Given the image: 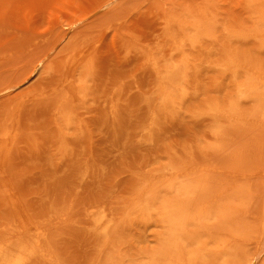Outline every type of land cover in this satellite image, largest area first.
Here are the masks:
<instances>
[{
  "label": "rangeland",
  "instance_id": "1",
  "mask_svg": "<svg viewBox=\"0 0 264 264\" xmlns=\"http://www.w3.org/2000/svg\"><path fill=\"white\" fill-rule=\"evenodd\" d=\"M250 1L0 0V264L38 242L18 264L151 262L174 224L133 208L148 196L194 197L162 264H264V0ZM69 79L76 96L56 95ZM163 85L179 89L166 108Z\"/></svg>",
  "mask_w": 264,
  "mask_h": 264
},
{
  "label": "bare ground",
  "instance_id": "2",
  "mask_svg": "<svg viewBox=\"0 0 264 264\" xmlns=\"http://www.w3.org/2000/svg\"><path fill=\"white\" fill-rule=\"evenodd\" d=\"M253 3H254V0H252V1H250V4L251 5H253ZM261 17H262V20H264V10L261 12ZM182 23V22H181ZM184 23V22H183ZM185 24V23H184ZM172 25V24H171ZM189 25V24H188ZM187 26V25H186ZM193 26V28H194V31L192 32V33H190V35L189 36H187V38H188V41L193 45V44H195V43H197L198 41H199V39L201 38V36H203V35H205V34H208V27H207V25L206 24H204L203 22H199V23H197V24H194V25H192ZM73 31H76V29L75 30H73ZM68 33H70V31L68 32ZM68 33H67V36H68ZM73 33V32H72ZM71 33V34H72ZM82 35L84 36V34L82 33ZM70 36V35H69ZM81 36V35H80ZM66 37V36H65ZM84 38V37H83ZM66 39H68V38H66ZM185 39H186V37H185ZM79 40H81V39H79ZM184 40V39H183ZM70 42H71V40H70ZM77 42H79V41H77ZM65 47V46H64ZM99 47V46H98ZM69 47H67V49H68ZM96 49H97V47H96ZM94 50V49H93ZM99 50V49H98ZM97 52V50L95 51V53ZM81 53V52H80ZM79 53V54H80ZM89 53V52H88ZM41 55V54H40ZM48 55H50V54H48ZM81 55L82 54H80V58H81ZM84 55V54H83ZM82 55V56H83ZM75 56V55H74ZM85 56V55H84ZM79 57V56H78ZM86 57H87V54H86ZM85 57V58H86ZM75 58H76V60H77V57L75 56ZM79 58V59H80ZM84 57H82L81 58V63H82V59H83ZM51 60V59H50ZM76 60H74V62L76 61ZM35 61H37V60H35ZM72 61H73V59H72ZM44 62V60H43V58H39V60L37 61V63L35 64L36 65V68H39L40 66H43L42 64H44L43 63ZM51 62V61H50ZM84 62V61H83ZM187 59L184 57V58H182V60L179 62V63H177V64H174L172 67H167V69H166V67H165V69H166V72L164 73V74H162L163 76L161 77V80H160V82L161 83H163V84H165V82L166 81H171L172 80V78H173V76L174 75H177L178 76V74L181 76L180 78L181 79H183L184 78V68H185V66L187 65ZM45 63H47V62H45ZM79 63H80V60H79ZM173 63V62H172ZM44 65H46V64H44ZM72 65V64H71ZM70 65V66H71ZM74 65V64H73ZM79 65V64H78ZM50 66H51V63H50ZM52 67V66H51ZM76 67V66H75ZM223 67L224 68H228V67H231L232 69L234 68V69H236L237 71H238V69H240L241 67H242V63L240 62V61H238V60H236L235 58H229L228 59V61H226L225 63L223 62ZM67 68H68V66H67ZM72 68H73V66H72ZM34 69V68H33ZM75 69H77V68H75ZM35 70H37V69H35ZM78 70V69H77ZM72 71V70H71ZM35 72V71H34ZM71 73V72H70ZM74 73V72H73ZM162 73V72H161ZM65 74V73H64ZM66 76H68V73L66 72ZM251 74V73H250ZM76 75V74H75ZM70 76H71V78H72V76L74 77V74L73 75H71L70 74ZM247 77V76H246ZM250 77V76H249ZM65 78V77H64ZM67 78V77H66ZM75 78H76V76H75ZM72 79H74V78H72ZM90 79V78H89ZM77 80V79H76ZM67 80H63L62 81V83L57 87V88H55L56 89V91H54L55 92V94L56 95H62V93L61 92H63L64 90H65V92H67L68 94H69V96H74L77 92H78V90L81 88L79 85L80 84H78L77 83V81L75 82V80H70L69 79V81L67 82V84L65 83H63V82H66ZM249 82V81H248ZM75 83V84H74ZM244 86V85H243ZM246 86V85H245ZM251 87V86H250ZM52 89V88H51ZM162 89V88H161ZM183 89V88H182ZM182 89H181V93L183 94L184 92L182 91ZM178 90L179 89H177V92L175 91V89H174V93H177L178 94ZM50 91V90H49ZM48 91V92H49ZM52 91V90H51ZM238 91H239V94L241 95V94H243V92H244V90L242 89V87H240L239 89H238ZM53 92V93H54ZM50 93L51 92H49V95H50ZM61 93V94H60ZM64 93V92H63ZM174 93H173V90L172 91H169L168 89H166V87H165V85H163V91H162V93H161V97H160V101H161V106H163V108H166V107H168L169 105H171V104H175V100H176V98H175V95H174ZM66 94V93H65ZM249 94V93H248ZM55 96V95H54ZM66 96V95H65ZM76 96V95H75ZM59 102H60V104H59V108L61 109V111L62 110H64V109H66L65 108V104L66 103H68L65 99H63V98H60V100H59ZM230 106H232V104L230 105ZM260 107H262V106H260ZM230 108V107H229ZM67 110V109H66ZM211 110V112H213V113H217V112H219V109H217V108H211L210 109ZM60 111V112H61ZM65 111V110H64ZM72 112V111H71ZM62 113H63V111H62ZM227 113V114H226ZM64 114V113H63ZM219 114V113H218ZM224 114L225 115H227V116H236L237 118H239V117H241V114H239V113H237V112H230L229 113V111H226L225 110V112H224ZM60 116H62L61 114H60ZM64 116H66V115H64ZM71 118H72V116H71ZM67 120V119H66ZM67 123V122H66ZM13 132V131H12ZM13 139V138H12ZM206 182H207V180H205ZM209 182V181H208ZM197 189H198V187H197ZM196 190V189H195ZM198 191V190H197ZM196 191V192H197ZM151 192H152V190H151ZM150 192V193H151ZM200 192V191H199ZM156 193V192H155ZM192 193H193V191H192ZM194 194V193H193ZM149 195V194H148ZM153 196V194H150V196ZM208 195V194H207ZM136 198V197H135ZM148 198H149V196H148ZM148 198L146 197V199H143V198H138L136 201H135V203H134V205H133V208H135L136 210H139V211H141L142 213H144V214H150L151 212H153V211H158L159 210V212H160V214L161 215H163V222H165L166 223V225H171V223L172 224H174V226H172L171 227V232H172V236L173 237H164V235H163V237H161V239H162V248L157 252V254H155L154 256H156V257H154L153 258V260L151 261V262H143L142 264H160V262H159V260L161 259V264H162V262L163 263H173V254L171 253V246H175L176 248H178V250H179V252L181 251V252H183V246L181 245V239H180V237H181V235H180V233L183 231H181V229L179 228L181 225H183V223L185 224V222L190 218V211H189V209H188V205H189V202H191V201H193V199H194V197H190V199H186V200H184V199H181V200H178V201H173V202H162V204L161 205H159V206H156L155 204H153L151 201H149L148 200ZM205 199V198H204ZM191 200V201H190ZM210 202V201H209ZM206 202H198V205H201V206H203L204 204H205ZM158 209V210H157ZM222 210V209H221ZM158 212V213H159ZM173 212H175L176 214H174V216H173ZM226 212V211H225ZM229 212V211H228ZM106 216H105V214H101V216H100V218H99V220L100 221H104L105 222V225L102 227V229H101V231H102V233H103V235H104V237H105V239H107L108 240V238L109 237H111L110 235L112 234V233H110L109 234V230H110V228H109V226L111 225V219H107V218H105ZM197 219V218H195V217H192V219ZM187 224V223H186ZM166 227V226H165ZM184 227H185V225H184ZM183 227V228H184ZM182 228V229H183ZM185 229V228H184ZM169 230V231H170ZM178 230H179V232H178ZM165 233H167L166 232V230H165ZM183 233V232H182ZM104 241H106V240H104ZM3 243V242H2ZM106 244H107V242H106ZM171 244H173V245H171ZM185 245H186V243H185ZM170 246V247H169ZM16 247L18 248L17 250H18V252L17 253H15V254H13V255H11V254H7V253H3V255H2V257H3V261L5 262V263H12V261H13V263L14 264H18V263H21V262H23L24 260H25V257H24V252H27V251H29V252H31V253H35V252H43L44 251V249L41 247V244L39 245V242H38V245L37 246H35V247H33V248H28L27 247V245H25V244H23V243H19V244H17L16 245ZM177 250V251H178ZM175 252V251H174ZM180 252V253H181ZM177 253V252H176ZM179 255V254H178ZM180 257V256H179ZM180 259H182V258H180Z\"/></svg>",
  "mask_w": 264,
  "mask_h": 264
}]
</instances>
